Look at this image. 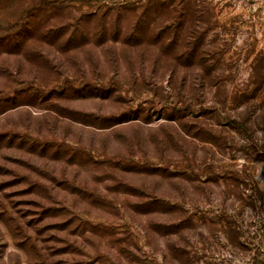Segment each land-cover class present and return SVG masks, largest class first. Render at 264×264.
<instances>
[{
    "label": "rangeland",
    "instance_id": "1",
    "mask_svg": "<svg viewBox=\"0 0 264 264\" xmlns=\"http://www.w3.org/2000/svg\"><path fill=\"white\" fill-rule=\"evenodd\" d=\"M0 264H264V0H0Z\"/></svg>",
    "mask_w": 264,
    "mask_h": 264
},
{
    "label": "trees",
    "instance_id": "2",
    "mask_svg": "<svg viewBox=\"0 0 264 264\" xmlns=\"http://www.w3.org/2000/svg\"><path fill=\"white\" fill-rule=\"evenodd\" d=\"M24 24H25V25H24L25 27H28V26L31 25L30 22H27V20H26V22L24 21Z\"/></svg>",
    "mask_w": 264,
    "mask_h": 264
}]
</instances>
